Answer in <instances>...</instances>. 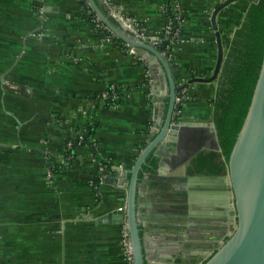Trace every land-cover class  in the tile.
I'll use <instances>...</instances> for the list:
<instances>
[{"label": "crops", "instance_id": "1", "mask_svg": "<svg viewBox=\"0 0 264 264\" xmlns=\"http://www.w3.org/2000/svg\"><path fill=\"white\" fill-rule=\"evenodd\" d=\"M224 1L94 0L115 26L121 22L112 10L149 38H164L161 53L168 54L178 86L212 75L217 43L210 18ZM250 2L233 3L216 17L224 56L225 36L234 32ZM175 3L184 13L182 40L173 32L164 34L167 11ZM112 88L120 91L119 104L105 107L102 95ZM150 88L145 61L88 19L80 0H0V264H125L121 224L108 219L126 201L125 182L115 168L124 171L134 164L163 126V86L156 85L158 97ZM215 88L216 83L189 85L174 118L210 123ZM87 123L95 127L97 155L111 165V172L104 166L105 180L97 185L99 170L86 146L76 147L69 165L62 166L66 144ZM165 155L173 156L165 171L185 179L180 183L190 187L191 203L175 204L176 229L166 232L167 237L178 234L182 261L156 264H194L199 258V243L189 238L194 230L178 227L188 225L190 217H206L208 225L222 227L224 170L194 164L205 155L219 157L202 129L178 133ZM157 161L153 154L148 158L154 166Z\"/></svg>", "mask_w": 264, "mask_h": 264}, {"label": "water", "instance_id": "2", "mask_svg": "<svg viewBox=\"0 0 264 264\" xmlns=\"http://www.w3.org/2000/svg\"><path fill=\"white\" fill-rule=\"evenodd\" d=\"M87 1L99 21L145 61L151 79V95L158 97L160 93L156 91V85L162 84V95L168 99L163 126L157 136L141 151L130 170L115 168L125 182L126 201L124 208L112 213L108 219L117 224H125L133 264H155L156 257L164 260L163 262L173 259L178 261L181 254L177 255L174 250L175 247L178 249V234L167 237L166 232L176 229L171 212L175 204H181L182 199H186L188 205L191 203L190 187L183 184L185 182L180 183L185 179L182 180L179 175H168V170L165 171L167 160L173 157L165 155V148L177 140L181 131L202 129L219 154L221 150L213 121L208 124L184 123L178 118L174 121L175 99L189 85L211 84L219 77L224 61V48L216 17L223 9L240 0L224 1L211 15L210 21L217 43V60L212 75L208 78H192L179 86L175 83L174 72L167 62L168 54L162 55L159 48L134 36L122 23L115 26L94 0ZM257 1L252 0V3ZM152 154L158 159L156 166L148 163ZM221 160L225 162L223 156ZM144 167L151 172L143 173ZM99 174L105 180L106 172ZM224 174L220 179L225 183L226 199L221 210L227 215L230 213L231 219L235 220V227L227 240L204 264H264V56L247 115L229 159L225 162ZM119 184L121 185L120 182ZM171 198H176L174 206L170 205ZM195 220L190 217L188 225L179 226L178 230L192 229L196 225ZM146 225L153 227V230H147ZM150 249L155 250L156 257L150 255Z\"/></svg>", "mask_w": 264, "mask_h": 264}, {"label": "trees", "instance_id": "3", "mask_svg": "<svg viewBox=\"0 0 264 264\" xmlns=\"http://www.w3.org/2000/svg\"><path fill=\"white\" fill-rule=\"evenodd\" d=\"M83 13L90 20L94 19V13L90 9L86 0H80ZM91 11V13H89ZM174 11L169 8L167 18H174ZM184 20V13H182ZM115 24V23H114ZM177 29V23H172L173 32ZM106 34L109 33L106 31ZM166 37L168 35H165ZM164 36V37H165ZM184 30L179 29L175 40H182ZM227 51L220 70L219 77L216 80V88L211 98L210 106L212 111V121L216 129L218 143L221 155L227 163L231 150L235 144L237 134L239 133L244 119L247 115L251 103L254 88L261 69L264 56V0H258L257 3H247L240 24L234 30L232 35L225 36ZM166 43L159 49L165 52ZM145 88H149V78L145 81ZM120 96L117 88L108 91ZM110 99V98H109ZM105 107L119 104L117 99L104 102ZM168 99L165 100V112L167 111ZM180 110V109H179ZM79 133L83 136V142L78 145L77 138L71 141L72 146L64 153L65 161L63 167H67L74 157L76 147H87L93 154L98 165L106 167L111 172V165L103 162L93 148L95 127L87 123L80 128ZM133 162L126 165L125 169L130 170ZM98 179L94 181L97 185Z\"/></svg>", "mask_w": 264, "mask_h": 264}, {"label": "built area", "instance_id": "4", "mask_svg": "<svg viewBox=\"0 0 264 264\" xmlns=\"http://www.w3.org/2000/svg\"><path fill=\"white\" fill-rule=\"evenodd\" d=\"M173 11H174V18L173 19H168L167 18V21H166V25H165V28H164V34L165 35H168L170 33L173 32L172 30V23L173 22H176L177 23V29L173 32L175 35H177L179 29H181L182 25H183V20H182V8L175 3L174 5V8H173ZM112 12L114 13L115 17L136 37H138L139 39L143 40V41H146L148 42L149 44H152L154 45L155 47L159 46V45H162L164 42V38H149L148 36H146L144 33L142 32H138V30L135 28V26L133 25V23H131V21H129V19L125 18L120 12H116L114 10H112ZM91 13V11L89 12ZM93 22L96 23V25L98 27H101L102 29H105L110 36H112L113 34L99 21V19L94 15V19L92 20ZM167 46V44H166ZM165 46V47H166ZM168 49V47H167ZM183 93V92H182ZM180 93L176 99H175V109H174V117L175 116H178L180 113H181V109L184 105V95ZM117 99L118 96L116 95V93H104L102 95V101L103 102H106L107 100H110V99ZM180 109V110H179ZM77 143L78 145H80L82 142H83V136L80 135V133L78 132L77 133ZM72 146V143H68L66 144V148L64 149L63 153H65L68 149H70ZM93 148L94 150L97 152L98 151V145L93 142ZM62 165H65V161L68 159V158H64V156L62 157ZM90 158H91V162L92 163H96L95 159L93 158V154L90 152ZM104 169V166H101L100 164L98 165V170H99V173L102 172ZM48 174L51 175V171L49 170L48 171ZM52 174H53V170H52ZM97 179L99 180V182L103 181L104 180V177L101 176V174H98L97 176ZM120 245H121V249H122V258L124 259V263L125 264H133V261H132V255H131V252H130V244H129V237H128V233H127V229H126V226L124 223L121 224V229H120Z\"/></svg>", "mask_w": 264, "mask_h": 264}, {"label": "flooded vegetation", "instance_id": "5", "mask_svg": "<svg viewBox=\"0 0 264 264\" xmlns=\"http://www.w3.org/2000/svg\"><path fill=\"white\" fill-rule=\"evenodd\" d=\"M167 99V98H166ZM175 119V118H174ZM203 158H198L200 160L195 161V163H200V165L206 166V167H210L216 169L217 171H221L224 170V167L221 168V166L218 163L217 160H220L221 163H223L224 166V162H222L221 160V154H219V157H216L214 155L211 156H202ZM201 167V166H200ZM176 201L175 199H170V202L172 204L170 205H174ZM223 218L221 219L222 221V227L219 228V225H208L207 221L209 219H207L206 217L204 218H197L195 221L199 222L200 225H195V227H193L194 233L192 235L189 236V238L191 240H195L197 241L199 244L197 245V251H198V259L194 261V264H204L220 247L221 245L227 240V238L231 235V233L234 231V227H235V220L231 219L230 213L228 212V215L223 213ZM206 218V219H205ZM147 226V230H153V227H151L150 225H146ZM192 230V229H191ZM219 230V232H218ZM209 241V243L207 245H203V241ZM174 250L177 252V255L184 254V251H180L178 252V249L175 247ZM149 252L151 253V256H155L154 253L155 250L154 249H150ZM156 257V256H155ZM181 258V256H180ZM180 258L178 260H180ZM155 259V258H154ZM158 261H164L161 260L159 257H156L155 260V264ZM182 261V260H180ZM167 262V261H165ZM172 262V261H170ZM169 263V262H167ZM180 263V262H179Z\"/></svg>", "mask_w": 264, "mask_h": 264}, {"label": "rangeland", "instance_id": "6", "mask_svg": "<svg viewBox=\"0 0 264 264\" xmlns=\"http://www.w3.org/2000/svg\"><path fill=\"white\" fill-rule=\"evenodd\" d=\"M241 22V21H240ZM240 22H238L236 25L238 26L239 24H240ZM237 26L235 27V29L237 28ZM233 33V32H232ZM232 35V34H231ZM214 83H216V81L214 82Z\"/></svg>", "mask_w": 264, "mask_h": 264}]
</instances>
